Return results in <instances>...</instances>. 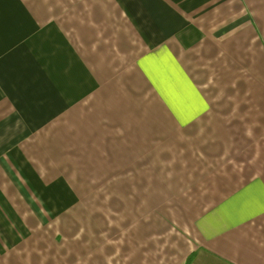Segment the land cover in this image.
<instances>
[{
	"label": "crops",
	"instance_id": "crops-1",
	"mask_svg": "<svg viewBox=\"0 0 264 264\" xmlns=\"http://www.w3.org/2000/svg\"><path fill=\"white\" fill-rule=\"evenodd\" d=\"M47 236L264 264V0H0V264Z\"/></svg>",
	"mask_w": 264,
	"mask_h": 264
},
{
	"label": "rangeland",
	"instance_id": "rangeland-1",
	"mask_svg": "<svg viewBox=\"0 0 264 264\" xmlns=\"http://www.w3.org/2000/svg\"><path fill=\"white\" fill-rule=\"evenodd\" d=\"M36 248L38 252L35 249L30 252L33 256L31 261V256L28 252L26 253L23 252V250H19V252H16L14 258L5 260V262L1 264H52L49 258H54L56 256L54 252L56 245L50 243L49 236H47V242L45 244L36 245Z\"/></svg>",
	"mask_w": 264,
	"mask_h": 264
}]
</instances>
